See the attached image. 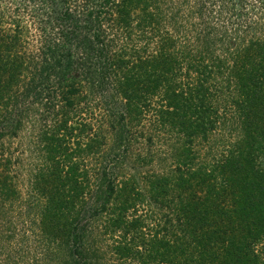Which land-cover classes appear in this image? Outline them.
Here are the masks:
<instances>
[{
	"label": "trees",
	"instance_id": "16d2710c",
	"mask_svg": "<svg viewBox=\"0 0 264 264\" xmlns=\"http://www.w3.org/2000/svg\"><path fill=\"white\" fill-rule=\"evenodd\" d=\"M165 1L21 0L23 15L9 28L1 23L15 20L5 10L0 20V110L18 101L46 107L48 115L42 117L43 129L38 133L40 150L46 153L37 182L47 195L43 223L54 228V219L61 216L67 219L65 227H71L82 208L88 207L91 174L86 159L99 154L105 145L103 126L110 124L117 146H125L139 134L136 123L157 99L162 128L187 131L184 146L175 153L180 175L166 186L156 176L152 185L157 195L171 188L167 192L179 198L175 219L181 237L166 225L161 248L150 251L147 258L161 257L173 264H264V165L258 164L260 147L254 145L264 140V27L259 28L264 26V11L260 21L247 20L241 10L237 21L219 24L210 14L212 2L195 0L194 11L187 15L188 29L179 19L180 9H169L171 32L164 21ZM231 1L235 2L224 3L229 8L223 12L229 15L235 12ZM239 1L245 6L246 0ZM257 1L263 10L264 0ZM27 16L28 27L23 24ZM174 31L183 33L186 43L178 46ZM192 36L194 41H190ZM233 38L241 39L244 47L232 53L229 46L230 59L217 55L224 51L221 45L228 47ZM33 42L38 46L29 49ZM231 87L237 93L234 106L242 119L243 141L253 148L249 147L248 163L240 150L218 159L210 170L196 162L198 153L186 144L211 135L218 125L217 101ZM102 109L107 115L96 123V111ZM75 130L79 133L74 135ZM73 136L78 137L77 147L68 144ZM109 156H102L96 178L100 199L90 214L108 211L118 191L108 177L117 158ZM192 179L199 189H206L203 198L186 193V186H195ZM10 192L9 177H0V193ZM227 195L230 205L225 202ZM118 202L123 205L119 216L124 222L126 211L136 201L128 192L119 193ZM73 229L77 228L68 232L69 237L73 234L72 240H78ZM123 230L124 235L130 232ZM169 235L177 237L174 244L165 240ZM69 250L79 261L75 256H81L80 249L70 246Z\"/></svg>",
	"mask_w": 264,
	"mask_h": 264
},
{
	"label": "rangeland",
	"instance_id": "374dc122",
	"mask_svg": "<svg viewBox=\"0 0 264 264\" xmlns=\"http://www.w3.org/2000/svg\"><path fill=\"white\" fill-rule=\"evenodd\" d=\"M194 1L166 0L163 3L162 7L166 12L164 21L169 31L173 32L174 30L173 24L168 18L170 8L175 12H177L175 9H180V21L184 20L183 25L186 29L190 28L187 15H189V11H194L192 9ZM210 1L212 2H210L211 7H213L209 8L210 14L213 20L219 24L224 21L225 23L230 22V19L237 21L241 10L248 15L247 20L260 21L261 13L264 11L257 0H246L245 6L240 4L239 0H235V2L231 1L234 6L230 5V8L235 12L229 15L228 12H223L229 8L228 4L224 8L226 0ZM23 8L21 0H0V20L5 10L6 16H12L15 20L12 24L4 20L1 26L4 28H9L10 25L15 26L18 23L16 20L23 15L21 13ZM195 17L198 21V16ZM27 18L28 16L24 18L23 24L28 27L30 25ZM228 27H232L230 23ZM261 27L264 26L259 28ZM32 32H34L33 29ZM176 32L174 31V35L178 46L180 43H186L183 33L180 35ZM157 39L159 37L155 38V40ZM191 40L194 41L193 36L190 38ZM248 40L251 41L249 38ZM241 42H243L241 39L233 38L231 42H228V47L227 43L224 46L221 45L224 47V51L218 52L217 55H225L230 59L229 46L233 47V53L235 49L244 47ZM29 45V49H35L38 43L33 42ZM152 49H154L153 46L150 51ZM236 94L235 88L231 87L220 95V99L217 101L220 105L218 125L211 135L206 140L198 137L194 143L186 144L198 153L196 162L203 163L210 167V170L218 159L226 157L232 152L244 151V163H248L247 161L250 159V148L253 146L243 141L245 135L242 131V119L234 106ZM29 105L30 101L26 103L18 101L8 110L5 107L0 110V177H9V185L12 190L9 194L0 193V264H82L84 262L87 264H173L170 260L168 262L161 260V257L151 260L147 258L150 251L161 248L160 243L165 235L166 225L168 231L178 236L181 233V228L175 219L177 216L175 213L178 212L175 206L179 205V198L173 197L175 192H167L172 191L170 187H167L170 189L164 195H157L152 185L156 176L163 179L162 184L166 186L167 183L170 184V180L180 175L181 171L178 170L175 153L177 147L184 146L187 131L178 132V130H170L169 127H166V130L162 128L160 120L158 121L156 107H159V104L157 99L154 100V107L145 111L144 117L136 123L139 134L125 146H123L124 144L117 146V136L110 124L103 126V134L105 133L104 136H107L105 145L99 154L86 159L88 171L91 174V191L86 197L88 207L82 208L79 219L72 222L71 227H65L66 218L57 216L52 223L56 224L53 228L52 225L48 226L43 223L42 211L47 203V195L38 188L41 184L37 185L38 176L42 172L39 167H43L46 156L45 152L42 153V148L40 150L38 133L43 129L42 117H46L48 113H46L45 106L29 107ZM96 112V123H98L97 118L100 117L98 120H102V115L103 117L107 115V110L104 109ZM52 120L49 118V124H52ZM76 133L78 134L79 131L75 130L74 135ZM151 136L153 141L150 140ZM77 139V136H73L72 142L68 144L77 147ZM254 145L260 147L257 152L258 164L264 165V140L262 144L255 143ZM107 153L111 154L109 156L112 157L111 159L117 158L112 163H115V169H109L108 177L116 185L118 191L111 197L108 211L97 215L90 214L89 210H92L100 199L96 178L99 177L97 173L100 171L101 161L103 162L102 156L105 157ZM4 164L6 165L4 166ZM191 166L193 169L197 167L195 164H191ZM125 183L131 184L124 187ZM191 183L195 185L197 180L192 179ZM192 186H186V193L189 194V197L194 193H196V198H203L206 195L205 188L199 189L197 185ZM47 188H50V185ZM125 188L128 191H125ZM120 190L122 191L120 192ZM138 191L142 193V196ZM128 192L130 197L136 201V205L126 211V215L124 214L126 219L123 222L119 216L122 212L120 208L123 205L118 202V194L123 196ZM225 198L226 205H230V196L227 195ZM118 219H120V226L117 224ZM226 219L228 218L226 217ZM133 222L137 225H133ZM73 227L77 228L76 231L74 229L73 231L74 235L79 237L78 240H72L73 234H70L69 237L68 232ZM123 229H130V232H126L124 235L125 230ZM175 237V235H169L165 240H170L174 244L177 238ZM179 240L181 243V239ZM70 246H77L80 249L81 256H75L79 261H75L74 256L70 255Z\"/></svg>",
	"mask_w": 264,
	"mask_h": 264
}]
</instances>
